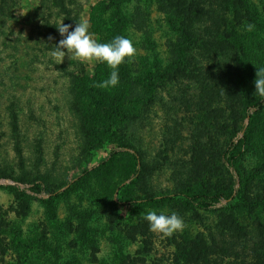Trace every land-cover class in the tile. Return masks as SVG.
I'll return each mask as SVG.
<instances>
[{
	"label": "rangeland",
	"instance_id": "374dc122",
	"mask_svg": "<svg viewBox=\"0 0 264 264\" xmlns=\"http://www.w3.org/2000/svg\"><path fill=\"white\" fill-rule=\"evenodd\" d=\"M11 2L14 18L1 28L7 40L0 48V264H178L177 245L196 237L212 248V260L248 263L256 251L250 235L234 231L226 200L213 212L164 203L133 210L114 201L228 193L220 154L235 135L241 145L230 171L244 208L236 222H262L264 112L247 117L242 105L264 99L254 84L264 67V0H240L234 15L195 24L181 64L156 0ZM81 21L99 42L117 35L133 41L136 55L119 67L117 87L93 86L108 77L105 63L66 50L64 58L52 56L63 38L57 28L71 31ZM118 148L139 155L134 186L126 180L133 169L127 155L99 166ZM152 209L177 213L184 229L150 231L144 215ZM227 243L234 252L211 254L221 249L214 244Z\"/></svg>",
	"mask_w": 264,
	"mask_h": 264
},
{
	"label": "trees",
	"instance_id": "16d2710c",
	"mask_svg": "<svg viewBox=\"0 0 264 264\" xmlns=\"http://www.w3.org/2000/svg\"><path fill=\"white\" fill-rule=\"evenodd\" d=\"M11 0H0V48H4L5 33L1 31L3 24L6 20H12L14 18L13 8L11 6ZM158 10L165 16L167 25L172 33L176 35V42L178 46L173 45L172 50L177 59V63L185 62V49L192 46L196 39L195 24L201 23L205 24H216L221 19V13H226L227 16L234 15L236 10L240 8V0H156ZM60 6V5H59ZM61 11H65V6L61 5ZM68 15V14H67ZM231 23L228 24L230 26ZM227 26V27H228ZM225 28V25H224ZM227 29V28H226ZM3 37V38H2ZM208 46V42L205 43ZM1 50V49H0ZM239 98V97H238ZM245 116L250 117V114H260L264 112V99H257L255 101H249L242 105ZM244 131L243 127L241 128ZM249 129L246 128L244 131V136H247ZM237 139V138H236ZM241 145V140H235V135L230 138V141L226 145L225 150L220 154V163L222 167L229 173L230 172V187L226 194L216 193V192H192V191H181L166 197H156L155 195H149L142 198H120L114 201L116 208L119 207H131L134 208H148L157 204H172L178 205L180 208L190 211H201V212H213L216 210L217 205L221 200H226L230 205V219L234 220V231L236 234H241L242 236L250 235L247 239H251L252 250L256 253L251 257L250 261L246 264H264V218L262 222H257L252 224L251 228L240 227L237 225L238 216L241 213L242 206L240 191L235 188L238 184L237 180L233 177L230 169L234 167L238 151ZM121 155H127L132 161L133 169L131 171V177L129 176L126 180H129V185L134 186L138 183L141 177L140 171V158L135 151H126L125 149H120L111 151L109 156L104 159L99 166L111 165L115 158ZM22 182V181H18ZM239 188V187H238ZM44 194H49V192L42 187ZM57 197L58 195H53ZM139 202V203H138ZM73 217L77 216L75 214ZM250 241H244L242 243H247ZM21 243L18 242V246ZM245 245V244H243ZM28 248L29 245H23ZM215 247L221 248L217 251H212L213 256L227 255L234 252L233 245L230 243L224 244L221 247L214 244ZM208 248L207 242L201 238H189L186 241H182L176 247L175 259L178 264H223L221 258H216L212 260L207 253ZM51 253L49 248L45 246L44 254ZM235 257L237 255L234 254ZM229 264V263H226ZM243 264V263H242Z\"/></svg>",
	"mask_w": 264,
	"mask_h": 264
},
{
	"label": "clouds",
	"instance_id": "9594fccd",
	"mask_svg": "<svg viewBox=\"0 0 264 264\" xmlns=\"http://www.w3.org/2000/svg\"><path fill=\"white\" fill-rule=\"evenodd\" d=\"M70 28L71 25L63 23L57 28L63 38L55 46L52 56L64 58L67 51L80 60L105 63L111 69L108 77L93 86L101 89L117 87L120 83L119 67L136 55L133 41L123 35H117L110 42H99L90 32V24L87 21L76 23L71 31ZM253 28L254 25H248V31ZM254 84L256 93L264 96V67L257 69ZM144 220L147 221L150 231L165 236H171L185 227L183 218L175 212L166 215L163 212L158 213L155 209L148 210Z\"/></svg>",
	"mask_w": 264,
	"mask_h": 264
}]
</instances>
